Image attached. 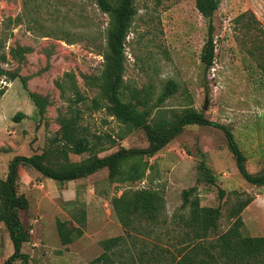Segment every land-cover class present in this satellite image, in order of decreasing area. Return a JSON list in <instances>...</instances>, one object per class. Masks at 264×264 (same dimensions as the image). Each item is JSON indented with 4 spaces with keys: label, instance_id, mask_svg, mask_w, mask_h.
<instances>
[{
    "label": "rangeland",
    "instance_id": "374dc122",
    "mask_svg": "<svg viewBox=\"0 0 264 264\" xmlns=\"http://www.w3.org/2000/svg\"><path fill=\"white\" fill-rule=\"evenodd\" d=\"M137 2L139 13L126 45L128 83L138 87L154 84L160 92L167 80H175L179 91L166 105L179 109L193 104L211 121L229 126L246 156L248 171H261L264 167V0H221L213 18L216 57L207 71L201 55L208 24L196 7V0ZM25 11L31 15L28 18H37L39 24L34 25L29 19L19 25L10 24L9 18L15 19ZM107 25L108 16L91 0H36L28 9L25 0H0V38L6 35L5 50L18 43L34 48L20 73L30 78V91L51 100L42 117L21 79L0 80V85L6 87L0 101L1 178L6 177L8 164L15 156L41 153L59 130L57 119L61 113L67 114L69 98H73L70 92L63 96L56 84L66 73L75 74L87 98L77 106L81 123L91 136H103L107 150L100 156L114 153L120 147L148 146L143 129L121 139L120 124L104 111L90 108L95 93L88 90L83 75L100 74L103 69L104 58L97 46L104 43ZM67 31L80 36L76 43L59 40L62 32ZM18 66L15 60L5 65L13 70ZM21 112L27 117L17 122L14 118ZM107 135L116 141L114 145ZM70 156L77 162L88 154ZM203 159L216 177L214 185L206 183L204 173L198 170ZM148 160L153 169L136 187L150 183L160 187L166 198L167 218L182 205L183 191L194 186L198 188L202 206H222L221 231H226L232 223L228 213L238 195L252 196L254 202L264 206V187L251 185L243 178L224 132L216 127L189 125ZM22 171L19 193L27 195L30 208L21 212V218L25 227L34 231L24 250L30 256L27 264H88L103 253L102 241L125 235L111 204L114 196L122 194L121 185L109 181L107 169L56 187L49 186L48 178L43 180L42 174L38 175L32 167L22 166ZM220 190L226 192L222 200ZM83 213L86 219L81 223L79 218ZM59 220L80 225L83 235L63 245L57 228ZM246 223L244 234L264 235L263 226L255 221ZM33 242L39 245L34 246ZM132 246L131 241L123 245L125 257L130 255L127 248L137 251ZM65 248L76 254L74 258L68 261L64 258ZM13 253L7 228L0 222V264ZM122 259L118 257L115 264Z\"/></svg>",
    "mask_w": 264,
    "mask_h": 264
},
{
    "label": "trees",
    "instance_id": "16d2710c",
    "mask_svg": "<svg viewBox=\"0 0 264 264\" xmlns=\"http://www.w3.org/2000/svg\"><path fill=\"white\" fill-rule=\"evenodd\" d=\"M32 1L36 0H25V8L28 9ZM91 1L108 16V25L104 43L97 46L104 58L101 73L83 75L88 90L95 93L90 108L92 111H104L114 118L122 128L121 139L143 129L149 144L145 148L120 147L114 153L100 156L107 147L103 136H91L88 128L81 123L82 115L77 106L87 98L75 74L66 73L62 80H57L62 95L70 92L74 98H69L67 114L61 113L57 119L59 130L41 153L15 156L8 164L6 177H0V222L6 226L14 246V253L4 264L16 261L27 264L30 259L23 252V246L31 241L32 233L21 218V212L30 208L29 198L19 193L22 166L36 169L44 178L52 179L61 186L107 169L109 181L121 185L122 194L114 196L111 204L126 233L102 241L103 253L88 264H115L118 257H123L119 264H264V235L244 234L242 213L254 201L252 196L238 195L228 213L232 223L226 231H221L222 206H202L196 186L183 191V203L170 218L165 216L166 198L160 187L152 183L136 187L138 182L147 179L148 171L153 169L148 159L156 156L189 125L221 129L241 175L249 184L264 187V167L257 173L248 171L246 156L229 126L211 121L193 104L179 109L169 108L166 103L179 91L175 80H167L160 92L154 84L143 87L129 84L125 78L126 45L139 13L138 0ZM220 3L221 0H196V7L208 24L207 40L201 55L206 71L212 67L216 57L213 18ZM30 16L25 11L15 19L9 18V22L19 25L29 19L38 25L37 18H28ZM42 35L45 36L44 33ZM79 37L67 31L62 32L59 40L73 44ZM6 43V35L3 34L0 38V80L21 79L39 115L45 116L51 105L49 96L30 91V78L20 73L21 66L27 63V57L34 52V48L18 43L6 51ZM10 60H15L19 66L14 70L6 68ZM5 93L6 87L0 85V101ZM26 117L21 112L14 119L20 122ZM106 138L111 145L116 143L111 135ZM71 154L88 156L75 162ZM197 167L201 174L204 173L206 183L216 184V177L204 159ZM225 195L226 192L220 190L221 200ZM85 219L86 214L83 213L79 222L84 223ZM57 228L65 246L83 235L80 225L72 226L66 221L59 220ZM129 241L137 251L127 248L130 255L125 257L122 247Z\"/></svg>",
    "mask_w": 264,
    "mask_h": 264
},
{
    "label": "crops",
    "instance_id": "0c3cea01",
    "mask_svg": "<svg viewBox=\"0 0 264 264\" xmlns=\"http://www.w3.org/2000/svg\"><path fill=\"white\" fill-rule=\"evenodd\" d=\"M22 167H20V175L22 176ZM38 175L41 176V173L37 172ZM46 179L43 177V180ZM49 180V186H57V183L51 179H48ZM45 184H47L45 181H44ZM44 186V184L41 183L40 186ZM48 185V184H47ZM66 185V184H65ZM68 185V184H67ZM27 196V195H26ZM263 212H264V206L256 203V202H252L245 210L244 212L242 213V218L246 223V221H255L258 225H261L264 227V215H263ZM253 236V235H252ZM261 236V235H260ZM263 236V235H262ZM34 246H38L39 244L37 242H33L32 243ZM27 244H25L23 246V252L25 250V246ZM74 255H76L74 252L70 251L68 248H65V252H64V258L68 261V260H71L72 258H74Z\"/></svg>",
    "mask_w": 264,
    "mask_h": 264
},
{
    "label": "water",
    "instance_id": "95a60500",
    "mask_svg": "<svg viewBox=\"0 0 264 264\" xmlns=\"http://www.w3.org/2000/svg\"><path fill=\"white\" fill-rule=\"evenodd\" d=\"M207 108H208V103L206 102L205 109H207Z\"/></svg>",
    "mask_w": 264,
    "mask_h": 264
},
{
    "label": "built area",
    "instance_id": "2783aa9c",
    "mask_svg": "<svg viewBox=\"0 0 264 264\" xmlns=\"http://www.w3.org/2000/svg\"><path fill=\"white\" fill-rule=\"evenodd\" d=\"M34 231L33 230H31V233H33Z\"/></svg>",
    "mask_w": 264,
    "mask_h": 264
}]
</instances>
